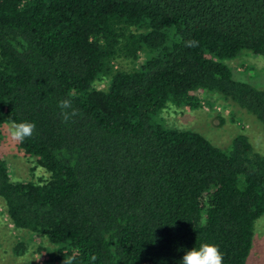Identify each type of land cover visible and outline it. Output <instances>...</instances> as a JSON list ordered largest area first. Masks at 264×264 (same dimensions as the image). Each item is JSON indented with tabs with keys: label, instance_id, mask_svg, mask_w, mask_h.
I'll use <instances>...</instances> for the list:
<instances>
[{
	"label": "trees",
	"instance_id": "1",
	"mask_svg": "<svg viewBox=\"0 0 264 264\" xmlns=\"http://www.w3.org/2000/svg\"><path fill=\"white\" fill-rule=\"evenodd\" d=\"M242 50L264 58V0H0V124L35 122L17 146L47 174L14 180L0 153L8 221L53 263L179 264L209 243L245 264L264 155L163 116L214 94L264 127V89L224 62ZM63 99L79 113L67 123Z\"/></svg>",
	"mask_w": 264,
	"mask_h": 264
},
{
	"label": "rangeland",
	"instance_id": "2",
	"mask_svg": "<svg viewBox=\"0 0 264 264\" xmlns=\"http://www.w3.org/2000/svg\"><path fill=\"white\" fill-rule=\"evenodd\" d=\"M224 62L230 66L234 78L264 89L263 57L242 50L236 58ZM95 86L105 89L107 82L103 79ZM201 96L202 105L196 109L166 108L163 112L165 122L170 126L196 130L222 148H226L236 134L244 133L254 150L264 155V127L258 120L218 95ZM9 126L0 124V153L11 169L13 179L26 181L46 177L44 170L34 166V162L18 148L17 141L11 139ZM17 242L25 245L23 254L14 251ZM50 245L39 235L15 229L8 221L0 199V264H65L49 261L46 252L51 250ZM245 264H264V214L254 223L252 246Z\"/></svg>",
	"mask_w": 264,
	"mask_h": 264
},
{
	"label": "clouds",
	"instance_id": "3",
	"mask_svg": "<svg viewBox=\"0 0 264 264\" xmlns=\"http://www.w3.org/2000/svg\"><path fill=\"white\" fill-rule=\"evenodd\" d=\"M189 43L192 46L195 44V42ZM57 106L61 110L60 115L65 123L79 114L78 110L73 107L71 99L60 100ZM35 129V122L13 121L8 130L13 141L23 143L26 139L33 136ZM95 259L96 257L93 256L92 260ZM65 264H69V262L65 261ZM179 264H223V253L217 245L203 243L199 248L194 247L187 250L179 261Z\"/></svg>",
	"mask_w": 264,
	"mask_h": 264
}]
</instances>
